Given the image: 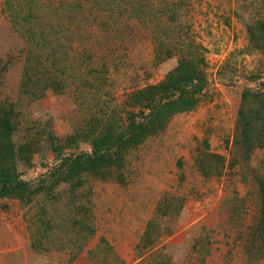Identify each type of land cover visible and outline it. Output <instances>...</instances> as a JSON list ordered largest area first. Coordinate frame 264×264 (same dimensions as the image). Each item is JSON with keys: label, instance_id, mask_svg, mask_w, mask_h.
Wrapping results in <instances>:
<instances>
[{"label": "rangeland", "instance_id": "obj_1", "mask_svg": "<svg viewBox=\"0 0 264 264\" xmlns=\"http://www.w3.org/2000/svg\"><path fill=\"white\" fill-rule=\"evenodd\" d=\"M0 105V264H264V0H0Z\"/></svg>", "mask_w": 264, "mask_h": 264}, {"label": "trees", "instance_id": "obj_2", "mask_svg": "<svg viewBox=\"0 0 264 264\" xmlns=\"http://www.w3.org/2000/svg\"><path fill=\"white\" fill-rule=\"evenodd\" d=\"M14 113V108L11 109ZM8 109L0 105V186L13 180L14 169L11 163L15 161V143L12 139V123L6 118Z\"/></svg>", "mask_w": 264, "mask_h": 264}]
</instances>
